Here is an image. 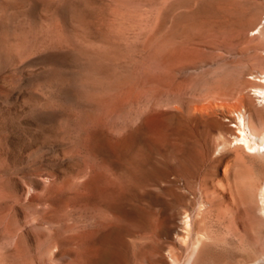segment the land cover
<instances>
[{
  "label": "rangeland",
  "instance_id": "obj_1",
  "mask_svg": "<svg viewBox=\"0 0 264 264\" xmlns=\"http://www.w3.org/2000/svg\"><path fill=\"white\" fill-rule=\"evenodd\" d=\"M8 1L16 5L0 17L1 26L8 23L19 29L18 21L27 15L25 41L36 38L43 44L47 35L40 21L61 32L60 16L68 7L78 15L70 20L75 27L87 29L93 42L108 41L111 51L121 54L123 61L107 69H118L117 80L122 72L123 77L131 72L130 81L136 82L126 103L121 95L111 94L106 83L108 90L103 85L91 92L81 89L79 107H70L71 124L47 126L30 115L36 101L35 77L43 68L37 60L39 51L19 48L18 60L10 51L0 54V264H159L180 252L177 256L184 257L186 247L198 238L203 244L209 241L205 264H241L259 258L252 264H264V216L258 203L264 157L257 155L252 140H247L249 144L240 140L247 136L238 132V126L232 127L238 124L240 110L250 124L247 127L255 135L264 134V105L251 95L253 88H264L256 80L264 76V35L249 37L251 29L246 27L249 30H242L237 39L195 40L181 46L183 62L167 70V75L158 57L145 56L142 48L135 50L155 26L154 16L148 18L146 28L137 23L143 10L155 11L148 2L140 1V8L132 9L121 0ZM261 9L256 22L264 17ZM102 93L110 94L103 98ZM87 98L89 107L82 106ZM199 102L212 106L208 104L207 111L194 109ZM217 103L228 105L225 117L218 115ZM128 109L135 111L133 125H107V121L119 122L121 110ZM79 111L85 114L79 116ZM87 114L93 115L91 122L87 118L86 125H74ZM239 141L243 144H236ZM224 212L236 216L244 238L241 245L225 242ZM173 221L183 223L184 236L192 230L193 235L205 233L189 239L186 235L173 244V234H166Z\"/></svg>",
  "mask_w": 264,
  "mask_h": 264
},
{
  "label": "bare ground",
  "instance_id": "obj_2",
  "mask_svg": "<svg viewBox=\"0 0 264 264\" xmlns=\"http://www.w3.org/2000/svg\"><path fill=\"white\" fill-rule=\"evenodd\" d=\"M118 1H120V0H118ZM121 1H120L121 3L125 4L124 5L125 7L132 8V9H139L140 8V3H139L140 1L148 2V6L151 8L156 7L154 9L155 11H152L150 9L149 10H143L144 11V14H143L144 17H141L142 16L141 15L137 20L138 25H140V28L143 29V28L147 27V20L150 19V21H151V18H149V17L154 16L155 26L150 30L151 31L150 35L149 34H148L149 36L147 35L148 38L144 39L145 42H143V45H141L142 47L137 46V48H135V50L140 51V49L142 48L141 52H143L144 55L146 54L145 56H147L149 58H157L158 57L160 63L162 64L161 66L164 67L163 70L166 69V72L165 71H163V72H165V74L167 73V75H168L167 70H169V69L171 70L174 68L176 69V67L178 65H181V63L183 62L184 53H183V49H182L183 47L181 48V46L192 44L193 42H195V40L202 39V38L204 39L205 37H207V38L208 37L218 38L220 36L221 37L223 36L225 38H230V39L231 38L237 39L240 34L242 35V33H243L242 30L247 29L246 27H250V29H251L250 30L251 32L249 31L250 32L249 37H251V36H254V37L260 36L261 37L264 35V17H262L261 19L258 18L259 20L256 22L257 15L260 13L259 10L262 11L261 7L264 8V6L260 7V5H262L261 1H264V0H156V3H149L151 0H121ZM13 5H16V4H12L8 0H1L0 1V17H4V15L8 11L7 9H9V7L11 8V6H13ZM166 6H168V10H164V7H166ZM60 13H62V12H60ZM9 14H10V12H9ZM259 15H261V14H259ZM26 16L27 15H24V17H25L24 20H19L17 18V20H19L18 21L19 27L17 26V28H19V29H15V28L12 29L11 24H8V23H6L4 26H1V24H0V54L3 52L6 54L7 52L10 51L9 53L12 52L15 59L18 60L19 48L24 49L26 52H28V51L31 52L32 50L39 51L37 54V60L40 61L43 68L41 67L42 69L40 70V72L38 74L34 73V74H37L35 77L36 91L33 92L34 97H36V101L30 107V115H33V116L40 118L43 121V123L47 126L48 125H57V126L61 127V126H65V125L66 126L70 125L71 122H69L70 120L68 121V117L70 116L69 112H71L70 109H72L70 107L74 104H76V106H77V103L79 102V94L82 91L81 89L87 88V89H89V91L90 90L94 91V89L99 87V85H103L104 83L109 84V86H111V88H110L111 94L112 93H113V95L116 94V96L121 95L122 98L120 96H119V98L122 99V100L120 99L122 102L123 101L125 102L126 100L128 101V99L131 96L132 87L134 85V82H136V81H130V78H133L134 75L130 74L131 73L130 72L128 74V76L131 75L132 77L131 76L128 77V76H125L127 74L124 73L125 75L123 77V72L121 74V71H123V70H120L121 78H119V80H117L118 77H116V72H118L117 71L118 69L116 70V72H113L115 70L110 71V68H111L110 66H112L114 64L118 65V63H120L121 58H122L121 54L120 55L114 54V52L111 51V50H113L111 47L112 45H110V43L108 41L103 40V39H96V41L93 42V40H92L93 38L91 39L90 32L87 29L80 30L77 27H75L71 22V21L75 20L74 19L75 17L76 18L78 17V15L75 14V12H72L67 7V8H65L62 15L61 16L59 15L61 17L62 24H63L61 32L53 31L55 29L49 30L50 28L48 26H46L42 21H40L41 28L43 29V31L47 35V37L44 39L45 40L44 44L42 42H40L41 39L36 40V38L34 39L35 41H31V42L25 41V39H24L25 37L23 35L26 33L22 34V30H23V27L27 26L26 25V22H27L26 19H29V18H26ZM24 17L22 16L21 18H24ZM5 18H7V17H5ZM79 18L81 19V16ZM85 18H87V17H85ZM80 19L78 21H80ZM11 20L14 21V19H11ZM11 20H10V22H11ZM6 21H7V19H6ZM13 21L11 23H13ZM29 21L30 20H28V22ZM82 22H83V20H82ZM124 23H125V21H124ZM251 26L254 28L252 29ZM15 27H16V25H15ZM123 27H125V26H123ZM28 28H29V26H28ZM25 30L27 31V28ZM25 30H24V32H26ZM56 30H58V29H56ZM248 30L249 29H247V31ZM147 31H149V30H147ZM28 33L30 35V32H27V34ZM41 34H42V32H41ZM41 34L39 36H41ZM34 35H36V34H34ZM243 35H245V34H243ZM36 36H38V34ZM254 37H252V38H254ZM37 41H39V42H37ZM250 41H252V40H250ZM224 42H226V41H224ZM203 43H204V41H203ZM120 44H121V42H120ZM120 44H119V46H120ZM246 44H248V43H246ZM246 44H243V45H246ZM121 46H122V44H121ZM188 46H190V45H188ZM129 47L131 48V46H129ZM256 47H258V46L256 45ZM138 48H140V49H138ZM205 50L206 49H204V51ZM253 50H254V52L256 51L255 49H253ZM133 52H135V51H133ZM141 52H139L140 53L139 55L143 54ZM199 52H201V51L199 50ZM206 52H207V50H206ZM239 52H240V50H239ZM23 53H25V52H23ZM187 54H189V51ZM190 54L193 56L192 53H190ZM22 55L23 54H21L20 56H22ZM253 55H252V58L254 57ZM185 58H186V56H185ZM188 58H189V56H188ZM252 58H250V59H252ZM201 59H203V58H201ZM133 65H134V63H133ZM122 66H126V65L122 64ZM108 67H110V68L107 69ZM114 67H113V69H114ZM118 67L119 66H117V68ZM129 67H131V66H129ZM120 68H121V66H120ZM203 72H202V74H203ZM117 74H119V73H117ZM113 76L116 77L115 80L113 79L114 82L110 81V78ZM136 76L138 77V75H136ZM251 77L252 78H250V79H253L254 76H251ZM255 78H257V77H255ZM133 80H134V78H133ZM256 80L264 84V76H260V79L257 78ZM131 82H133V83L131 84ZM104 86L105 85H103V88H104ZM261 88L260 89H257V87H256V89L253 88L251 95H254L257 98H260L261 99V100H259L260 103H263L262 105H264V90H263L264 88H262V89ZM105 89L108 90L107 88H104V90ZM101 91H103V90H101ZM112 91H114V92H112ZM85 92L86 91H84V93ZM95 92H97V90ZM109 94L110 93H107V95L106 94L105 95L108 97ZM105 95L103 98H105ZM94 96H95V94H94ZM110 97H111V95H110ZM89 98H87L85 100L80 99L83 101L82 106H84V105L88 106L91 103ZM130 99H132V98H130ZM120 100L119 101L117 100V103H119ZM219 100H221V98H219ZM223 100H224V98H223ZM259 101H257V102H259ZM98 102H100V101L98 100ZM251 102H249V103H251ZM125 103H122V105ZM200 103L201 102H199L197 104L200 105ZM202 103H203V101H202ZM208 104L210 105L211 102L207 103V105H204V104L200 105L198 108H194V109L201 110V111H207L209 109ZM122 105H119V106L122 107ZM82 106L80 105V107L83 109ZM105 106H106V104H105ZM210 106H212V105H210ZM227 106H228L227 104L225 106H224V104H218L215 107L217 109V111H219L218 115H220L221 117H225L226 113H224L223 111H224L225 107L228 109ZM236 106H235V108H236ZM77 107H79V106H77ZM108 107L110 108V106H108ZM232 107L233 106L229 105V108L234 111V108H232ZM99 108H100V105L98 106L97 110ZM122 108H124V107H122ZM76 109L77 110H75V111L77 112L79 108H76ZM92 109H90V110H92ZM99 111H100V109L97 111L100 114ZM107 111L111 112L110 109ZM121 111L122 112H120L119 117H117V119L119 118V120H118L119 122L116 121L117 123L116 122L115 123H108V121H107V125L108 124L112 125V127H113V125H127V126L133 125L134 119H135L134 109H128L125 111L121 110ZM201 111H200V113H201ZM235 111H236V109H235ZM239 111L236 114V116H237L236 119H237L238 124L232 125V127L238 126V128H239L238 132L244 136L245 135L247 136V137H242V138L240 137L241 139L240 138L239 139L242 140V142H244V144H249V143H247V142H249V141H247L248 139L252 140L253 143L255 144L254 149H256L257 155L260 157H264V149L263 150L260 149L261 146L264 148V134H262L261 136L255 135L250 130V128L247 127L250 124L249 125L246 124V116L244 115V112L242 113ZM242 111H243V109H242ZM226 112H227V110H226ZM78 113H79V116H82L85 114L84 112L81 113L80 111ZM86 113H87V111H86ZM198 113H199V111H198ZM74 114L76 115V113H74ZM204 114H208V113H204ZM92 116H93L92 114L91 115L87 114L86 118H82L81 121H79L80 118H78L77 121H79V123H77V121H76V122H74L75 123L74 125H78V126L79 125H86L85 124L86 119L88 118V121L91 122V120H89V117H92ZM113 116H114V114H113ZM233 118L235 120V117H233ZM100 122L102 123L104 121L100 120ZM240 127L243 129L241 130ZM229 132L232 134H235L233 129H230ZM58 133H59V131H58ZM150 137L151 136H149V138ZM236 144L242 145L243 143H240V141H239V143H236ZM91 148H92V146H91ZM246 148H247V146H246ZM254 154H255V152H254ZM258 193H259V195H258L259 202L258 203L260 205L259 212L264 216V184L262 185V187L260 188ZM225 213L226 212H224V214ZM228 213H229V211H228ZM228 213H226L227 216L224 218V226H223V227H225L224 231L226 234V236H224L225 242L226 243L235 242V243H239L241 245L243 243L242 240H244V238H242L243 236H241L240 232L237 230L238 226H237V222H236L237 221L236 216H234L233 214H228ZM204 217H205V214H204ZM187 218L189 219V217H186V219ZM184 221H186V220H184ZM182 222H183V220H182ZM182 222L181 221H178V222L173 221L171 223V225H168L166 227V234H169V233L173 234V236L171 235L172 240H173V244L179 242L180 240L182 241V238H185L186 235H187L186 239H189V235L194 234V233L190 234L193 231L190 227V231L191 230L192 231L190 233H188L187 231H189V229H187V231H186L187 234H185V236H184L183 235L184 233L182 231L183 228H182V230L180 229L181 227H183ZM202 223H204V221ZM185 224H184V227L186 229L187 226H185ZM190 226H191V224H190ZM201 233H202V231L200 233L198 232L195 235H198ZM204 233H202V234H204ZM195 235H193V236H195ZM208 235L209 234H207V236ZM167 236H166V238H167ZM191 237H190V239H192ZM186 239H184L185 241H183V242L184 243L186 242V244H187L189 242V240H186ZM197 240L195 238V241H197V243L193 242L194 245L192 244L191 246H189V248L186 247V253H185L184 257H180L182 254L180 256H177L178 254L183 253L180 251H179L180 253H178L176 255L175 254L172 255L170 253V255H172V256L169 257L170 256L169 255L168 259H160L159 264H205V262L207 260L206 255L210 254V252H209V254L207 252L208 246L205 243H209V241L205 242L203 244L202 243L203 238H202V240L201 239L199 240V238ZM208 240H210V242L212 241L211 239H208ZM204 241H206V240L204 239ZM198 242L203 244V246H201V248L199 246L202 244L198 245L199 244ZM212 243H213V241H212ZM197 245L199 248L197 247ZM184 246H185V244H184ZM209 251H210V249H209ZM175 253H176V251H175ZM254 254H252V255H254ZM258 256H260V255L258 254ZM258 256H256V257H258ZM254 257H253V260L256 259ZM209 258H210V256H209ZM261 259H263V258H261ZM258 260H254V261H250V262L246 260L247 262L245 261V263L243 262L241 264H252V262L257 263ZM215 261H217V260H215Z\"/></svg>",
  "mask_w": 264,
  "mask_h": 264
}]
</instances>
